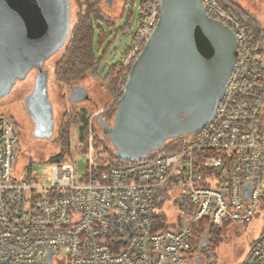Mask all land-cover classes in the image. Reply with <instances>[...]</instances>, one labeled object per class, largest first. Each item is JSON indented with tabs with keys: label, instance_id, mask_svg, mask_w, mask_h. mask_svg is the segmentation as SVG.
Listing matches in <instances>:
<instances>
[{
	"label": "built area",
	"instance_id": "2783aa9c",
	"mask_svg": "<svg viewBox=\"0 0 264 264\" xmlns=\"http://www.w3.org/2000/svg\"><path fill=\"white\" fill-rule=\"evenodd\" d=\"M161 2L141 0L133 45L115 73L114 100L157 25ZM202 3L234 34L237 58L214 117L172 152L102 163L97 174L90 135L84 176L72 161L49 164L40 176L17 167L16 129L0 117V264H47L50 253L53 264L60 252L66 264H187L209 229L259 216L264 222V56L247 24L218 0ZM158 216L165 217L160 229ZM242 264H264V223Z\"/></svg>",
	"mask_w": 264,
	"mask_h": 264
},
{
	"label": "water",
	"instance_id": "95a60500",
	"mask_svg": "<svg viewBox=\"0 0 264 264\" xmlns=\"http://www.w3.org/2000/svg\"><path fill=\"white\" fill-rule=\"evenodd\" d=\"M70 17L69 0H0V101L16 81L38 72L33 94L25 99L35 138L52 134L48 72L43 68L66 44ZM236 58L234 34L208 16L202 0H162L157 25L116 104L113 126L97 117L116 157L135 163L160 153L168 140L198 135L215 115ZM86 98L81 87L71 96L74 102Z\"/></svg>",
	"mask_w": 264,
	"mask_h": 264
},
{
	"label": "rangeland",
	"instance_id": "374dc122",
	"mask_svg": "<svg viewBox=\"0 0 264 264\" xmlns=\"http://www.w3.org/2000/svg\"><path fill=\"white\" fill-rule=\"evenodd\" d=\"M231 1L248 14L255 16L264 32V4L261 0ZM71 2L73 7V21L76 9L73 0ZM99 3L101 14L107 18L114 19V24L107 26L100 20L96 21V26H100L103 31V37L100 38L97 31L94 51L103 58L104 64L97 73L95 70L88 71L76 83V86L86 90L88 99L82 103L72 105L69 101V88L57 85L54 80L53 70L58 56L47 62L46 68L49 71L48 93L50 102L53 104V114L56 122L59 123L62 115L67 116L73 110L86 108L89 112L91 134L93 137L96 135L105 143H108L107 135L101 133L97 119L98 115H101V113L105 114L109 109H111L112 117H114L116 112V109H114L115 105H113L116 100L112 98L110 82L106 80V75L109 69L121 62L124 48L133 45L134 34L139 24L141 0H125V4L124 0H112V6L110 8L107 6L105 0H99ZM121 3L123 4L124 12L121 13V17L119 18ZM102 69L103 71L101 72ZM24 101L20 95H12L4 98L0 101V117L11 122L16 129V146L18 149L15 153V162L17 167L22 168L27 162L31 161L32 170L38 175L44 176L48 170V163L46 161L50 156L56 154V150L51 142L54 136L49 140H41L35 139L32 134L29 135L30 127L27 125ZM70 144L71 161L75 165L77 175L82 177L86 174L88 168V158L85 152H81L78 149V131L76 126L70 130ZM96 155L98 156L97 151ZM165 212L172 214L171 204L166 205ZM263 223V218L259 216L257 219L244 225L242 230H240L241 226L236 224L223 227L222 231L224 232L225 241L218 247L216 264H242L250 248V244L260 235ZM53 264H66L62 252L53 256Z\"/></svg>",
	"mask_w": 264,
	"mask_h": 264
},
{
	"label": "trees",
	"instance_id": "16d2710c",
	"mask_svg": "<svg viewBox=\"0 0 264 264\" xmlns=\"http://www.w3.org/2000/svg\"><path fill=\"white\" fill-rule=\"evenodd\" d=\"M218 1L226 10L231 11L239 20L247 24L250 31L254 35L256 44L259 43L261 36L264 38L263 29L255 16L248 14L231 0ZM261 1L264 4V0ZM73 2L76 11L72 21L73 7L71 0H69L71 25L66 44L58 53L46 61L49 62L58 56V60L53 70L54 80L57 85L69 88V101L72 105L79 104L87 100L84 99L78 102L71 100L73 91L78 87L76 86V83H78L88 71L99 70L101 64L103 63V58L94 51L95 35L97 34V31L100 38L103 37V31L100 26H96V21L100 20L107 26L114 24L113 19L107 18L105 15L101 14L99 0H73ZM143 48L144 45L141 46V51ZM124 55L125 50L123 52V56ZM118 66L119 63L109 69L106 75V80L110 82L111 92ZM120 98L121 97L114 101L113 105H115V107ZM110 111L111 109H109L105 114H108ZM101 115L103 114L101 113ZM74 126L77 127L78 131V149L81 152L84 151L85 145L90 135H92V130L89 122L88 110L86 108H80L73 110V112L69 113L67 116L62 115L60 118L55 131L49 138L51 139L54 136L51 142L56 150V154H53L48 158L46 161L48 165L53 163L62 164L71 161L70 130ZM92 142L93 147L98 153V162L95 168V172L97 174L105 171V169L101 167L102 163H106L107 167L124 164L116 157V150L110 141H108V143L106 142V144L98 136L95 135L93 137L92 135ZM180 142V139L166 141L163 149L160 151V154H168L172 152L178 147ZM22 170L26 173L32 170V162H27L24 167H22ZM164 219V216L155 217L156 223L158 224L156 227L157 229L161 228L162 221H164ZM243 227L244 225L241 226L240 230H242ZM223 233L222 229L216 230L211 228L206 235H203L200 240L195 242L194 251L198 252L199 250V254L204 259V264H216L218 247L225 241ZM194 238L197 239L198 235L195 234Z\"/></svg>",
	"mask_w": 264,
	"mask_h": 264
},
{
	"label": "flooded vegetation",
	"instance_id": "af4514ba",
	"mask_svg": "<svg viewBox=\"0 0 264 264\" xmlns=\"http://www.w3.org/2000/svg\"><path fill=\"white\" fill-rule=\"evenodd\" d=\"M106 1V4L107 6L110 8L112 6V0H105ZM121 10H119L120 12V15L118 16L119 18L121 17V13H123V4L121 3ZM117 17V18H118ZM116 19V18H115ZM114 20V19H113ZM70 25H71V21H70ZM263 44V47H264V43ZM46 63L45 62V65H44V68L43 70H46L48 72V77H49V71L48 69L46 68ZM104 63L101 64V66L103 65ZM100 66V68H101ZM100 70V69H99ZM98 69L95 70V72L97 73ZM96 73H94L96 75ZM38 75V72L36 70H32L31 72H29V74L25 77V79L21 80V81H16L15 85L13 86L11 92H10V95L9 96H12V95H20L21 97H23V99L25 100L27 97L31 96L33 94V91H34V85H35V78L37 77ZM28 84V85H27ZM27 85V87L25 88V86ZM25 89H27L25 91ZM18 91V93H17ZM88 99V95H87V98ZM3 100V99H2ZM49 101H50V98H49ZM51 103V102H50ZM51 106H52V110H53V104L51 103ZM24 108H25V112H26V119H27V125L30 127V130H29V135L32 134V136L34 137V132L36 130V125L34 123V121L32 120V118L30 117L26 107H25V101H24ZM54 113V111H53ZM103 115H101V117L103 118V122L104 124L108 127V128H111L113 126V118L112 117V113L111 111L108 113V114H105L102 113ZM57 122L55 120V116L53 114V124H52V134L53 132L55 131L56 127H57ZM98 125L101 129V133H103L104 135H107L105 129L99 124L98 122ZM51 134V136H52ZM35 138V137H34ZM50 138V137H49ZM49 138H35V139H41V140H49ZM182 138V136H179L177 137L176 139H180ZM107 140L110 141L108 135H107ZM205 240V238H204ZM200 262L202 264H204V259L203 257L199 254V250L198 252H193L191 253L190 255V258L187 262V264H200Z\"/></svg>",
	"mask_w": 264,
	"mask_h": 264
},
{
	"label": "crops",
	"instance_id": "0c3cea01",
	"mask_svg": "<svg viewBox=\"0 0 264 264\" xmlns=\"http://www.w3.org/2000/svg\"><path fill=\"white\" fill-rule=\"evenodd\" d=\"M263 39H264V38H263ZM262 43H263V40H262ZM260 54H262V55L264 56V47H262V51H261Z\"/></svg>",
	"mask_w": 264,
	"mask_h": 264
}]
</instances>
